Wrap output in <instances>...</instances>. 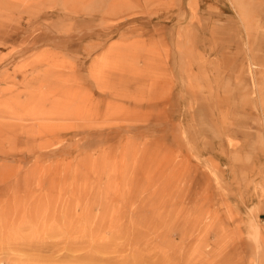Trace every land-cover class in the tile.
I'll return each instance as SVG.
<instances>
[{
	"label": "rangeland",
	"instance_id": "rangeland-1",
	"mask_svg": "<svg viewBox=\"0 0 264 264\" xmlns=\"http://www.w3.org/2000/svg\"><path fill=\"white\" fill-rule=\"evenodd\" d=\"M0 0V264H264V0Z\"/></svg>",
	"mask_w": 264,
	"mask_h": 264
},
{
	"label": "crops",
	"instance_id": "crops-1",
	"mask_svg": "<svg viewBox=\"0 0 264 264\" xmlns=\"http://www.w3.org/2000/svg\"><path fill=\"white\" fill-rule=\"evenodd\" d=\"M196 2L197 4V15L196 18L198 20L196 29L194 33L197 35V39H201L200 36L204 35L207 32L216 27L215 21L217 20L215 12L217 11H210L216 10L218 7L216 5L217 0H182V2Z\"/></svg>",
	"mask_w": 264,
	"mask_h": 264
}]
</instances>
